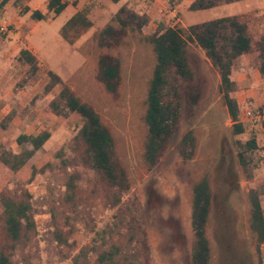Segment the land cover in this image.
Listing matches in <instances>:
<instances>
[{
    "label": "rangeland",
    "instance_id": "1",
    "mask_svg": "<svg viewBox=\"0 0 264 264\" xmlns=\"http://www.w3.org/2000/svg\"><path fill=\"white\" fill-rule=\"evenodd\" d=\"M66 1L67 8L60 16L48 11V0H23L18 8L15 0H9L0 9V124L13 109L19 113L8 129L2 130L0 126V143L5 140L14 142L20 133L35 136L46 128L52 132L47 143L16 174L0 164V193L4 189H12L16 181L21 180L25 186L15 193L19 192L20 200L24 199V190L30 196L36 226L29 240L13 253L14 264H71V256L74 255V251L69 252L67 247H59L53 237L51 213L54 209L55 214H61L59 198L72 171L61 165L58 153L77 135L83 120L77 113L70 114L68 118L47 113L48 103L58 92L56 88L53 93H44L50 71L68 82L76 94L92 105L102 120L115 130L135 182L133 192L139 196L143 206L152 256L150 264H192L198 239L192 225L193 198L188 180L199 181L206 176L210 178L213 190V207L207 230L211 264H258V255L250 244L246 227L247 192L256 187L257 182H264V149L256 150L252 156L255 180H249L239 164L238 152L241 150L237 142L256 138L260 145L264 144L262 123L255 121L264 108L250 110L255 119L252 121L247 119L244 109L240 110L246 133L233 135L232 121L223 94L219 92V76L203 50L190 43L189 65L195 81L182 83V121L164 156L152 171L147 172L144 155L148 129L144 113L148 82L155 64L152 47L133 43L123 50V80L119 95L112 98L97 80L93 36L109 23L116 9L111 0ZM193 1L164 0L166 10L153 17L152 24L144 28V34L151 36L163 22L171 27L181 25L192 35L193 30L207 22L231 16L245 25L250 40L254 42V33L258 35L257 27L260 23L264 25V15L256 18L250 14L256 11L257 6L250 5L251 12L245 13L248 7H242V0L196 12L190 10ZM29 2L32 11L46 14L43 21H34L30 14L23 12ZM139 5L133 4L132 8L142 13ZM260 7L264 14V0ZM76 12L84 13L93 22V27L71 44L58 31ZM1 25H4V30H1ZM22 49L33 52L39 49L42 52L40 71L27 83H23V79L28 66L17 59ZM31 103L35 105L30 107ZM28 108L30 112L22 117V111ZM191 130L196 132L199 141L197 157L182 166L179 144L183 135ZM14 149L19 152L15 142ZM34 171L35 176L31 178ZM116 212L98 216L96 231H101ZM58 218L62 223V216ZM75 230V251L78 253L95 238L96 231L84 233L80 223H76ZM137 249L140 251V247ZM259 250L264 261V243L260 244Z\"/></svg>",
    "mask_w": 264,
    "mask_h": 264
},
{
    "label": "trees",
    "instance_id": "2",
    "mask_svg": "<svg viewBox=\"0 0 264 264\" xmlns=\"http://www.w3.org/2000/svg\"><path fill=\"white\" fill-rule=\"evenodd\" d=\"M9 0L0 3V9ZM23 0H15L16 7ZM118 3L119 0H112ZM240 0H194L190 10L203 11L219 4H231ZM64 0H49L48 10L59 15L66 8ZM24 13L30 12L29 7ZM30 18L41 21L45 16L33 11ZM150 19L122 5L110 22L93 36L97 57V80L112 98H117L123 80L122 54L133 43L148 44L152 47L155 64L148 82L145 101L144 121L148 129L145 145V167L150 172L166 153L170 140L178 132L182 121L184 93L182 83H193L195 74L189 65L190 43L201 48L220 79L219 92L223 94L225 106L232 121L233 135L246 133V126L240 119V107L231 96L238 90L232 80L237 58L249 52L251 40L246 27L231 16L215 19L201 25L190 35L181 25L165 26L160 23L157 30L146 36L143 29ZM91 28V23L78 15L72 18L62 30V35L73 43ZM72 32V33H70ZM72 38H71V37ZM18 62L28 66L23 83L34 77L40 70L39 61L29 49H22ZM264 72V53L261 55ZM49 81L44 93L55 97L48 103L46 111L56 117L68 118L77 113L83 125L77 135L58 153L61 165L71 168L64 182V193L59 198L61 214L52 210L53 237L59 247H67L71 264H150L151 249L143 216V206L139 196L133 192L135 182L125 162L126 155L115 130L106 124L97 110L84 102L72 86L59 75L48 72ZM115 96V97H114ZM36 102V101H35ZM35 104L31 103L30 107ZM29 108L22 111V117ZM19 113L12 110L1 122L2 130L8 129ZM48 128L39 134L20 133L14 142L0 143V164L13 173L19 172L51 138ZM239 164L249 180L254 179L252 156L258 149L254 138L237 142ZM199 141L191 130L183 135L179 144L181 165L192 162L197 157ZM44 171V168L41 169ZM33 172L31 178L35 176ZM183 174V173H181ZM188 175H190L187 172ZM193 198V228L197 244L192 255V264H211L210 245L207 230L213 207V190L209 177L199 181L188 180ZM25 186L17 180L12 189L0 193V264H14L13 253L24 245L36 227L30 196L24 190V199H18V188ZM264 186L257 184L247 192L248 210L246 227L250 244L258 255V264H264L260 244L264 243V209L262 196ZM129 200L125 203L126 199ZM62 199V200H61ZM124 206V207H123ZM117 210L101 231H96L98 216H105ZM62 216V223L58 217ZM76 223L83 226V232H95V238L77 253ZM140 247V251H138Z\"/></svg>",
    "mask_w": 264,
    "mask_h": 264
},
{
    "label": "crops",
    "instance_id": "3",
    "mask_svg": "<svg viewBox=\"0 0 264 264\" xmlns=\"http://www.w3.org/2000/svg\"><path fill=\"white\" fill-rule=\"evenodd\" d=\"M64 1L67 3L66 0H64ZM119 2H120V5H116V4H119ZM119 2L118 3H114L111 0L112 6L116 9L115 14L117 13V11L119 10V8L122 5H126L128 8L134 10L135 12H137L139 14H145V15H147L149 17V19H150L149 24H152L153 17L159 16L161 13H163V11L166 10V7L164 5V0H119ZM262 2H263V0H242L241 5H242V7H248L249 10L247 9L245 11V13L247 11H248V13L251 12L250 7H249L250 5L257 6V7H255L256 8V11L254 13L252 12L250 14H252V15L254 14V16L256 18H261V16L264 15L261 12V10H260L262 8V7H260L261 4H262ZM48 3H49V0H48ZM138 3H140L139 7L143 9V12L142 13L141 12H138L137 10H135L134 8H132L133 4H138ZM28 4H30V2L27 3V5ZM238 5H240V4H238ZM26 7H29V5L26 6ZM47 8H48V4H47ZM66 8H67V6H66ZM65 9L62 11V13L65 11ZM36 11H38V10H36ZM32 12L33 11L30 8V12L25 13V14H30L31 15ZM39 12L41 14H43L45 16V18H46V14L45 13H43L41 11H39ZM194 12H196V11H194ZM61 14H59L57 16H60ZM78 15H81L82 17H84L85 19H87L91 23V28L93 27V22L84 13H82V12H76L71 18H69L64 23V25L58 31V33L61 36H63L62 35V30L68 24V22L72 18L77 17ZM252 15H250V16H252ZM43 20H41V21H43ZM37 22H40V21H37ZM3 23H5V21ZM161 23H163V22H161ZM159 24H158V26H159ZM163 24L165 25V23H163ZM158 26H157V28H158ZM157 28L155 29V31L157 30ZM172 28H174V27L172 26ZM257 29H258L257 30L258 35L260 37H258L257 33H254L255 36H256V39H254V42L251 40V47H250V50H249L248 54H244V55L240 56L239 58H237L235 67L233 69L232 77H231L232 80L235 83H237V85H238V90L234 93V96L233 97L236 98V100L238 102V105L240 107V110H243L244 109L245 110V113L246 112H249L250 110H254L255 108L256 109H261V110H263V108H264V72L261 70L262 69L261 55L264 53V36H263L264 35V25H263V23H262V25L260 23V27L259 28L257 27ZM65 40L68 41V42H70L66 38H65ZM30 51L36 56V58L38 59V61H41V58H42L41 57L42 56L41 50L38 49V50H35V52H33L32 50H30ZM39 67L41 68L40 62H39ZM57 75H59V74H57ZM240 119H241V116H240ZM250 121H252V120H250ZM255 121L262 123V127L261 128H262V133H263V136H264V116L261 117V118H258V120H255ZM254 139L256 140V138H254ZM256 144H257V147H258L257 150L264 149V144L263 145H260L257 142V140H256ZM253 180H255V177H254ZM256 184H258V185L259 184H262L264 186V182H261V181L260 182H257ZM263 197H264V195L262 196V206H263ZM263 209H264V206H263Z\"/></svg>",
    "mask_w": 264,
    "mask_h": 264
},
{
    "label": "built area",
    "instance_id": "4",
    "mask_svg": "<svg viewBox=\"0 0 264 264\" xmlns=\"http://www.w3.org/2000/svg\"><path fill=\"white\" fill-rule=\"evenodd\" d=\"M1 30H4V25H1ZM245 114H246L247 119L255 120V119H253L254 115L252 114V112L249 111V112H246ZM263 116H264V110L257 114V118H261Z\"/></svg>",
    "mask_w": 264,
    "mask_h": 264
}]
</instances>
